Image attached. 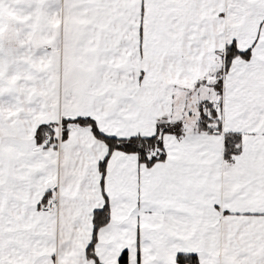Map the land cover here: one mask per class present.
I'll list each match as a JSON object with an SVG mask.
<instances>
[{
	"label": "snow or ice",
	"instance_id": "snow-or-ice-1",
	"mask_svg": "<svg viewBox=\"0 0 264 264\" xmlns=\"http://www.w3.org/2000/svg\"><path fill=\"white\" fill-rule=\"evenodd\" d=\"M0 264H264V0H0Z\"/></svg>",
	"mask_w": 264,
	"mask_h": 264
}]
</instances>
